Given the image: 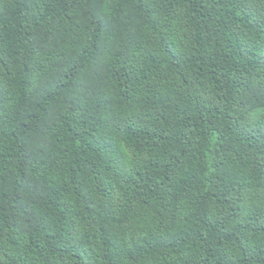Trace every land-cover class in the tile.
I'll return each instance as SVG.
<instances>
[{
    "label": "trees",
    "instance_id": "1",
    "mask_svg": "<svg viewBox=\"0 0 264 264\" xmlns=\"http://www.w3.org/2000/svg\"><path fill=\"white\" fill-rule=\"evenodd\" d=\"M0 264H264V0H0Z\"/></svg>",
    "mask_w": 264,
    "mask_h": 264
}]
</instances>
